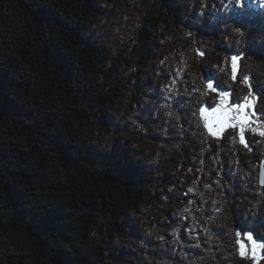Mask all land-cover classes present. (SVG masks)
<instances>
[{"label": "trees", "instance_id": "trees-1", "mask_svg": "<svg viewBox=\"0 0 264 264\" xmlns=\"http://www.w3.org/2000/svg\"><path fill=\"white\" fill-rule=\"evenodd\" d=\"M109 1L0 0V264H148L141 239L149 255L176 264L144 235L153 225L168 240L179 228L184 264H264V249L256 263L235 242L237 235L264 240V186L249 178L242 187L228 171L235 164L260 168L264 153L258 143L252 150L238 143L232 128L211 136L200 116L216 100L208 79L230 92L232 103L264 93V21L242 9L230 14L226 0H143L136 8L140 28L135 35L134 26L125 30L120 49L112 31L100 30L112 12L101 17L99 4ZM165 55L172 59L160 65ZM232 57L239 62L235 78ZM134 63L136 71L125 76ZM162 103L173 105L189 131L182 153L153 180L146 160L169 142L157 131ZM133 104L146 134L126 119ZM204 146L201 172L194 157ZM217 172L226 200L221 212L211 199L187 192L196 181L214 197L221 191ZM162 193L163 211L133 217L143 204L163 203ZM189 199L200 211L176 215ZM210 217L214 222L205 224ZM205 228L221 236L208 239L211 248L201 237Z\"/></svg>", "mask_w": 264, "mask_h": 264}, {"label": "clouds", "instance_id": "clouds-1", "mask_svg": "<svg viewBox=\"0 0 264 264\" xmlns=\"http://www.w3.org/2000/svg\"><path fill=\"white\" fill-rule=\"evenodd\" d=\"M125 19H128L126 16ZM138 20V18H137ZM134 28L132 29V35H135V29L140 28V24L134 20L133 21ZM160 31L164 32V27L161 25ZM187 35V33H185ZM132 37L130 36L129 39ZM172 39L171 36L164 37L161 40V44H164L166 41H170ZM133 43H135V40H132ZM113 56L117 54V50L115 48L112 49ZM183 55V53H181ZM172 57L171 55H165L160 61V65H167L171 61ZM189 65L185 63L184 67L187 68ZM136 71L135 63L124 70V75L129 76L131 73H134ZM159 74V73H158ZM134 83V81H133ZM173 89L171 91H174L176 82L173 81ZM151 91V90H149ZM178 93L174 92V95ZM187 94V93H186ZM187 105H182V107ZM161 110L164 112V122L163 124L157 129L161 137L167 138L168 143L161 142L156 150L149 154L146 163L151 166L154 176L153 180L156 179V177H159L161 175V170L165 168V166L169 165V160L171 157L178 156V154L182 153V149L185 148V141L184 137L185 134L189 131L188 128L184 127L182 125V117L181 114L173 107L171 103H162L158 108L155 109V113H159ZM141 115V113L137 110V107L135 104L132 105V108L130 112L126 115V119L131 122V125L134 126V130L137 131L139 134H146L148 133L149 129L146 128L142 123L137 121L135 117ZM146 115V114H145ZM191 135L193 137L196 136V132H192ZM201 144H206L205 140H200ZM209 151V148L207 146L199 148L198 152L195 154V159L197 164H199V171H203L204 167V160H203V154L207 153ZM180 157V156H179ZM181 158V157H180ZM219 156L217 154L215 158V163L219 164ZM178 173V169L175 170ZM206 175V173H205ZM222 177H220L219 172H217V178L215 180V184L217 187L221 188V191L219 193H216L215 196H206L205 190L207 192H212L213 189H211L208 184L203 185L202 190L200 187H197V182L193 181L192 185L187 188V192L194 193L196 197H198L201 200L205 199H211L212 204L215 206L217 204L220 205L219 208L216 209L217 212H221L223 208L225 207L226 200L225 196L223 194V187L221 184ZM168 192H174L176 189L169 186ZM161 199L163 203L158 204L156 207L153 206V203H146L141 205L139 208L138 213L133 212V217L137 218H151L153 213H155L157 210L163 211L167 204H168V197L166 195L161 194ZM259 202H257L258 204ZM257 204H253L252 207L256 208ZM199 212V208H195L193 199H189L187 203L183 204L182 206H179L175 210V214L183 217L186 213L188 215H193V212ZM255 215V213H253ZM214 222V218L210 217L207 220H205V224H212ZM205 232L208 235L209 241L212 240L213 234L205 228ZM179 228L178 227H172L170 229V234L172 236V239L168 240L165 239V236L161 234V230L158 229L155 225L152 227H145L144 228V235L149 238H153L155 241L159 243V247L161 249H164V251H167L170 253V255L174 258H176V264H184V260L187 259L185 256V253L180 250L177 251V248L182 249V242L179 239ZM95 235V234H94ZM117 243H119V240H117ZM140 248L144 249V258L148 262V264H173V262L166 258L165 256H161L159 258H155L148 254L149 252V246L145 243L143 239H141L139 242ZM166 245H171V248H167ZM179 258V259H177Z\"/></svg>", "mask_w": 264, "mask_h": 264}, {"label": "rangeland", "instance_id": "rangeland-1", "mask_svg": "<svg viewBox=\"0 0 264 264\" xmlns=\"http://www.w3.org/2000/svg\"><path fill=\"white\" fill-rule=\"evenodd\" d=\"M142 1L143 0H110L108 2V5L106 4V6L104 4H99L101 9L103 10V12L100 14L101 17H103V16L107 17L106 13H109V12H112V14L110 13L111 16L112 15L116 16V17L108 16L111 19V21L108 22L106 25H101L100 30L101 31L106 30V31H108V33H110L112 31V33L115 35L114 39L118 38V40H119L120 49L123 46L122 45L123 42L126 41L125 30L127 28L132 29V27L134 26V24H133L134 20H136L140 24V22H139V16L140 15L137 12L136 8H139L141 6ZM164 10H165V7H164ZM142 15L147 16V14L145 12ZM126 16L128 17V19H125ZM137 18H138V20H137ZM107 45L113 46L114 42H112V40H110L107 43ZM236 68H237L236 62H234V71H236ZM259 81L260 80H257V82H259ZM246 103L248 105L254 106L255 114L253 115L251 113H248V115H252V121L251 122H248L247 120H240L239 118L234 117L231 120V126H229V123L227 121H225L220 126L213 127L211 129V131L215 132V133H220L223 131V129L225 127H228L230 129L232 127H236V128H234L235 130L240 127V129L242 130V132L244 134L252 135L254 138H256V139L248 138L246 140V142H248L251 145H256L258 143V147H259V143L264 145V130H262V128L264 126V93L261 92V94L259 96L253 95L248 100V102L246 101ZM213 104H214V100H213ZM240 111H243V109H241ZM161 114H162V112H161ZM200 116H201L203 123L207 126L209 118L205 114V112L202 110V108H201ZM160 118H161V116H160ZM248 126H250V128H248ZM236 132H237V130H236ZM237 136H241L239 131L237 132ZM239 141L241 142V145H243L242 140H239ZM263 145H262V147L259 148V151L262 153H264V146ZM103 162L105 163V160ZM233 174H234L233 172L229 171L230 176L233 177L234 176ZM214 238L220 240L221 236H214ZM227 240H229V239L227 238ZM230 240H232V239H230ZM235 242L236 243L239 242L236 236H235ZM243 249H244V252L246 254L252 255L254 252L257 254L258 250H259V245H258V243H253L252 239H249L248 241L243 243ZM217 253H219V252H217ZM263 258L264 257H260V259H263Z\"/></svg>", "mask_w": 264, "mask_h": 264}, {"label": "snow or ice", "instance_id": "snow-or-ice-1", "mask_svg": "<svg viewBox=\"0 0 264 264\" xmlns=\"http://www.w3.org/2000/svg\"><path fill=\"white\" fill-rule=\"evenodd\" d=\"M238 58L232 57L233 61H236ZM236 71H238V68H236ZM235 78V76H233ZM215 82L214 80L208 79L206 81V88L210 93H215V96L217 97V103L216 104H208L202 106V110L205 112V114L208 116V124L207 128L209 130V134L213 137L219 138L221 134L226 130L229 129L228 127H225L223 129V132L215 133L212 132L211 129L213 127H218L221 124H223L225 121L229 123V126H231V120L235 118H239L240 120H247L248 122L252 121V115H248V113L255 114L254 106L248 105L246 101H241L239 104H233L232 103V95L230 92H226L224 90L219 89L217 86H214ZM243 109V111H240ZM244 144H246V141L244 139ZM253 243H259L258 241H255V238H252ZM259 250L264 249V243H259ZM256 253L254 252L252 254L253 259H255Z\"/></svg>", "mask_w": 264, "mask_h": 264}, {"label": "bare ground", "instance_id": "bare-ground-1", "mask_svg": "<svg viewBox=\"0 0 264 264\" xmlns=\"http://www.w3.org/2000/svg\"><path fill=\"white\" fill-rule=\"evenodd\" d=\"M201 111V110H200ZM202 115V114H201ZM67 221V220H66Z\"/></svg>", "mask_w": 264, "mask_h": 264}]
</instances>
